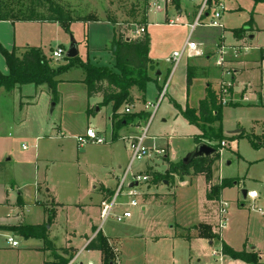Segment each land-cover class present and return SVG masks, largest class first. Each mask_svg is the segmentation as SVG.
Returning <instances> with one entry per match:
<instances>
[{"label": "rangeland", "instance_id": "rangeland-1", "mask_svg": "<svg viewBox=\"0 0 264 264\" xmlns=\"http://www.w3.org/2000/svg\"><path fill=\"white\" fill-rule=\"evenodd\" d=\"M168 1L165 6L164 0H44L41 2L43 4L34 8L30 0H3L4 5L18 17L33 9L36 15H47L48 4L56 3L75 21H98L69 23L67 26L50 23L45 27L40 26L43 24H27L38 22H26L18 28L17 46L22 48L20 50L25 46L41 49L50 65L58 68L69 63L67 52L71 44L76 43L79 60L95 67L108 68L116 74L120 73L115 69L117 60L112 52L114 39L118 34L132 41L142 39L145 34L142 25L144 14L146 11L148 16L151 13L149 34L153 52L151 58L149 56L151 64L148 75L152 80L147 83L144 93L133 88L131 96L136 105H125L119 113H126L127 109L132 114H135L134 110L146 113V106L156 105L165 84L167 87L155 115L154 108L148 107V118H137L118 129L116 137L122 138L117 137L119 139L115 138V141H111L114 138L109 121L112 107H101L99 102L102 97L95 96L90 102L95 107L91 112L87 111L86 73L78 64L70 66L58 78L56 97L46 85L37 88L33 85L22 86L10 93L0 91V192L14 190L10 191L9 196L13 200L17 199V188L32 195L36 184H46L57 203L62 204L58 208L56 224L50 231L53 249L48 248L45 240L17 237L20 248L13 250L8 248L5 236L0 241L4 246V249H0V264H45L53 259V253L65 247L66 240H71L72 247L79 253L76 264H104L101 252L84 250L86 236L92 234L93 226L102 230L105 236L120 241V255L113 245L114 254L119 255L116 264L214 263L216 259L212 257V252H220V245L224 241L215 240L213 246L208 243L195 246L181 236L185 233L184 227L201 223L210 225L212 231L217 233L223 231L219 228L222 201L229 205L227 229L223 231L225 243L237 251H242L244 245L255 247L264 256V138L251 135L257 144V148H254L246 134L252 120L264 119V113L249 111L245 106L229 107L236 102L233 100L236 87L232 92V102L220 104L223 108L221 121L210 125L200 123L205 128L206 138L212 142H215L219 128L222 129L226 146L219 152V160L213 167L215 186L222 181L229 183L222 190L221 199L208 198V183L204 175L185 176L183 181L178 176L158 183L154 180L158 178L154 177L156 174H166L169 162L182 163L197 146L195 138L201 134V130L190 124L182 112L187 108L198 110L200 102L207 96L208 84L217 93L218 82L235 77L238 69L226 64L228 60L236 57L237 60L251 62L257 59L259 48L264 47V3L255 7L252 0H212L213 9L221 3L225 6L223 28H199L192 34L194 42L200 43L202 40L205 48L214 55L209 61L205 58L189 60L188 70L192 78L188 81V74L184 71L180 73L179 68L187 61L186 57L181 60L172 78L175 65L166 63L163 58L184 47L191 33L190 27L184 25L183 19L179 20L180 25L169 27L165 17L168 12V17L176 21L182 18L179 11L195 13V4L190 0H180L179 4L176 0ZM154 2L161 6L159 9L153 8L154 12H151ZM251 13L255 14V21L262 32L252 46L247 38L249 33L238 44L231 31L245 25ZM222 35L227 55L225 65L218 69L216 45L222 44ZM60 48L64 49V56L56 60L53 52ZM236 52L239 53L235 55ZM97 108L101 110L100 113L95 112ZM90 125L96 131L104 132L101 136L106 139V144L80 146L77 143L76 136L85 134ZM146 126H149L146 146L151 150H164L166 154L158 156L152 152L151 158L134 164V174L150 178L134 189V196L130 197L129 177L117 198L118 206L104 218L99 207L101 196L95 187H100L101 183L109 185L114 189L115 196L129 165L130 139L142 134L143 128L138 130L137 127ZM122 129H125V134L121 132ZM244 129L241 134L235 133ZM58 131L63 132L61 137L57 136ZM143 164L149 170L141 173ZM243 190L256 191L259 199L254 203L244 199ZM132 199L137 201L138 207H130ZM44 204L51 209L55 207L53 201ZM3 211L6 215L10 213L9 208ZM126 211L132 214V218L118 221L117 218ZM27 216L28 224H38L43 219V211L40 207L29 208ZM202 226L196 227L198 234L203 230ZM16 228L9 227L11 231Z\"/></svg>", "mask_w": 264, "mask_h": 264}, {"label": "trees", "instance_id": "trees-1", "mask_svg": "<svg viewBox=\"0 0 264 264\" xmlns=\"http://www.w3.org/2000/svg\"><path fill=\"white\" fill-rule=\"evenodd\" d=\"M44 1V0H43ZM41 0H30L31 5L35 8L37 5H41ZM179 4L180 1L176 0ZM255 5L264 3V0H252ZM48 4V3H47ZM46 8L47 15H36L34 9L26 15L21 17L15 16V14L4 5L3 0L0 4V21H12V22H38V23H59L67 26L69 23L79 22H98L96 20L80 19L78 21L73 20L70 15L64 10V8L56 3L53 5L48 4ZM212 0H209V6L211 7ZM42 8L41 6H38ZM210 12V11H208ZM144 37L140 40L132 41L124 38L118 34L113 41L112 52L116 57L117 64L115 69L120 74L112 72L108 68L95 67L89 63L82 62L78 57L74 59H68L69 63L58 68H54L50 65L49 61L41 49L28 48L22 57H19L15 51L9 52L0 44V53L4 57L9 69L8 75H4L0 72V91L5 90L7 92H14L19 87L33 85L36 88L42 85H46L48 90L54 97L58 96V78L65 74L70 66L73 64L80 65L86 73L85 85L87 88L88 99L95 96H101V107H112V128L116 132L118 129L126 127L137 118L146 120L148 118L147 113H119L123 106H132L135 104L133 97L131 96V90L137 88L139 92L144 93L146 91L147 83L152 79L148 75L151 60L149 58L151 38L147 32L148 15L147 11L143 17ZM255 27L254 14L251 15L250 20L240 27L239 29L232 30L234 38L239 41L245 38L247 33L253 32ZM261 60H264V48H260ZM188 74V81L191 80V75ZM223 108L219 104L216 93L211 89V86H207V96L200 102L198 110L185 109L182 112L186 120L195 126H198L201 130V134L195 138V144H207L216 150V153L209 158H202L194 160L191 164H174L169 162V167L165 175L156 174L154 177H158L154 180L160 182L166 180L172 176H178L181 181L185 176H197L204 175L207 183L210 185L213 181V167L219 160V152L223 149L221 143L224 142L222 135V129L219 128L218 133L215 135V142L206 138L207 134L205 128L200 125L204 122L208 125L220 122L222 118ZM121 118L120 120H116ZM200 118H203L201 121ZM116 138V136H115ZM254 148H257L255 138L252 136L247 137ZM116 140V139H115ZM0 165V171L1 169ZM148 170H146L147 172ZM229 183L222 181L217 186H211L208 194L209 199H214L220 196V193L225 189ZM48 215L47 225L44 226H29L23 225L14 229L19 232L21 236L26 239H41L48 243V248L51 250L53 246L48 238V227L51 226L56 218V212L48 208L45 209ZM203 230L199 231V238L209 241L218 240L221 238L214 234L212 228L207 225H203ZM197 229V228H196ZM11 231V229H6ZM198 230V229H197ZM221 252L223 255L230 257L233 260H239L247 264H260V257L253 252H248L246 249L243 251H235L225 242L221 244ZM88 251H99L102 253L104 264H116L117 256L114 254L113 247L110 245L109 239L106 238L102 232H98L96 237L90 241L87 248ZM64 264H67L65 262Z\"/></svg>", "mask_w": 264, "mask_h": 264}, {"label": "crops", "instance_id": "crops-1", "mask_svg": "<svg viewBox=\"0 0 264 264\" xmlns=\"http://www.w3.org/2000/svg\"><path fill=\"white\" fill-rule=\"evenodd\" d=\"M0 4H1V0H0ZM255 7H256V5H255ZM193 8L195 9V13L193 11L192 13L186 14L185 12L179 11V14H182V18L181 19L177 18V19H179V20L183 19L185 21L184 25L187 28L194 23L193 19H194V21L196 20L195 17L197 16L198 5H195ZM240 10H243V8H240ZM151 12H154V10H151ZM224 13H225V11L223 12V14ZM150 14L148 16V26H147L148 34H149V27L151 25L150 22H149ZM251 14H253V13H251ZM168 16H169V13L167 12L166 13V17H165L166 20H167V26H169L168 23L170 21H173ZM223 17H224V15H223ZM190 20L192 22H190ZM254 22H255L254 31L250 32L248 37H247L249 39L250 46H252V43L254 42V40H256V38L258 37L259 33L262 32L261 29L259 28L258 24H257V21H255V14H254ZM25 23L26 22L0 21V44L9 52L15 51L19 57H22L23 54L26 52L25 48H27V49L30 48V46H25L23 48V50L25 52H22L23 50H20L22 48H19L20 46H17V42H19V40H18V28H19V26L21 24H25ZM27 24H43V25H40V26L45 27L47 24H50V23H27ZM169 27H171V26H169ZM199 28H204V29H222L223 26L221 28H208V27H199ZM199 28H197V29H199ZM234 30H236V29H234ZM223 37H224V35H222V44L216 45V50L217 51H219L220 48L224 47L223 46V44H224L223 43ZM127 39L129 40V38H127ZM200 41H201L200 43L199 42H197V43L201 45V48L206 53V57L193 58V59H204L205 58V60L207 59V61H209L213 57L214 54L211 51H209V50H207L205 48V42H203L202 40H200ZM236 42L239 44V42L241 43V40H239V41L236 40ZM151 46H152V39H151ZM151 46H150V52H149L150 58H151L152 52H153V47L151 48ZM233 46H236V45H233ZM260 48H264V47H260ZM60 49H62L64 51L63 48H60ZM216 50H215V52H216ZM175 52H177V51H175ZM207 52H209L211 55H209ZM171 56H172V54H170V53H168V54H166L164 56L163 59H165L166 63L170 64L168 62V60L171 58ZM186 59H187V61L185 62L183 67H179L180 63L174 67L173 73L171 75V78L175 74V72H176L178 67L180 68V73L182 71H184L185 74H187L188 65H189L188 62H189V60H193V59H188V58H186ZM228 62L226 64L232 65L233 67H236L238 69V71L235 74V77H231V78H233L234 84H236V88H235V93L236 94L234 95V99H233L236 102H235L234 105L229 106V107H240L241 108L242 106L243 107L245 106V107H247V109L249 111H255L256 113H260V114L264 113V60H261V52H259V55H258L257 59L254 60V61H251V62L250 61L237 60L236 57L235 58H231L230 60H228ZM217 68L219 69L220 67H217ZM0 72L2 74H4V75H8V73H9L8 66L6 64V61H5L4 57L1 55V53H0ZM157 75H158V77H161L160 73H157ZM218 84H220V83L218 82ZM91 100L86 101V106H87V111L88 112H91V109L93 107H95V105H93V106L90 105ZM101 102H99V104ZM140 111H135L134 110V112L136 114L139 113ZM148 111L149 110L148 109L146 110V108H145V112L148 115H150V112H148ZM95 112L96 113H100L101 110H99L97 108V110ZM109 121H110V124H111L112 138H114V139H111V141H113V140L115 141L116 134H115V132L113 131V128H112L111 116L109 118ZM252 121H253V123L249 127V131L246 130V134L250 135V136L251 135H255L257 137L260 136L263 139L264 138V119H262V118L258 119V120L255 119V120H252ZM91 125L88 128L94 129L93 127H91ZM142 128H144V127H139V128L137 127L138 130H140ZM124 130L125 129H122L121 132H124V134H125ZM243 131H245V129L241 130V131H238V132H235V133L241 134ZM97 132L101 133V135L104 133L103 131H97ZM61 135H63V132L62 131H58L57 136L61 137ZM83 135H85V134H83ZM83 135L76 136V139L78 137H80V136H83ZM117 137H120V136H117ZM120 138H122V137H120ZM117 139H119V138H117ZM142 169L149 170V167L147 165L143 164ZM211 186H215L213 181L211 182L210 185L208 184V194H209V191H210L209 188ZM10 191H14V190H5L4 192H0V241L5 236H7V237L14 236V238H15V240L17 242H18L17 237H23V236L20 235L19 232H16V231H13V230L12 231L6 230V229H9V227H11V226L12 227H14V226L15 227H19V226H23V225L41 226L45 222H47L48 221V215H47V212H46L45 209L48 208V209L51 210V208L47 207L44 204V202H50L51 203L53 201L55 203V207L52 210H54L56 212V218H55L53 224L48 227V232H49L48 233V238H49L50 235H51L50 234L51 228L56 224V219H57V215H58V208L61 207L62 204L57 203L55 197H53L54 196L53 193L50 191L48 186L46 184H36L34 189H33L32 195L30 193L27 194L24 191H21V190H19V188H17V192H18L17 199L14 198L13 200H11L9 198ZM95 191L98 192L100 194V196H101V202L99 204L100 208H102V206H101L102 203L104 201H106V200H110L113 197L114 193H115L113 188H111L109 185H106L104 183H101L100 187H95ZM27 196L29 198H27ZM221 197H222V192L220 193V196L218 197V199H221ZM27 199H29L30 202H28ZM258 199H259V195H258V198L256 200H254V201L250 200V202L254 203ZM35 207H40L42 209V211H43V219L38 224H30V223L28 224V222H27V218H28L27 213H29V208L33 209ZM4 208H6V211H8V208H9V212L10 213L7 214V215L5 213H3L4 212L3 211ZM18 214H20V215H18ZM17 216H19V217L16 218ZM101 216H102V213H101ZM199 225L210 226L208 224L201 223V224H198V225L189 226L188 228L184 227L183 230L185 231V233L181 237L184 238L187 242H190L192 245H195V246H200L202 244H206L207 245V243H208V245L213 246L214 245V241H209V240H206V239L199 238L198 230L196 229V227L199 226ZM226 229H224V230H226ZM223 231H221L220 233H217V231H213V233L216 234V235L219 234V236H221L220 237L221 241L225 242L224 236H223ZM98 232H102V230L99 231V228H97L96 226H93L92 227V234L90 236H86L85 249H84L85 251H88L86 249L88 244L90 243L91 240H93L96 237ZM102 234H103V232H102ZM105 237L109 239L110 245L112 247H113V245L116 246L117 251H118V253L120 255V249H119L120 241L118 239L111 238V237H108V236H105ZM24 239L28 240L26 238H24ZM49 241H50V239H49ZM71 243H72L71 240H66L65 247L61 248L55 254L53 253V259L51 261H49V262H46L45 264H62V261L67 262V264H76V262H77L76 259H78L77 257H78L79 253H78V251L76 253V251L72 247ZM221 246L222 245H220V252H218V251H213L212 252V257H214L216 260H215L214 263H209V264H247L245 262H242V261H239V260H233L230 257L223 255L222 252H221V248H222ZM8 248L12 249L9 245H8ZM19 248H20V244H19V246L17 248H15L13 250H17ZM0 249H4V246L1 245V244H0ZM244 249L251 250V251L254 250L253 253H256L260 257V264H264V256L260 252H257V248H255V247L249 248V247H247V245H244L243 250ZM235 251H237V250H235ZM238 252H240V251H238ZM214 253H217V255L214 256ZM73 254H74V256H72ZM119 255H117V257H119ZM60 257H62V259H59ZM89 264H92V263L90 262Z\"/></svg>", "mask_w": 264, "mask_h": 264}, {"label": "built area", "instance_id": "built-area-1", "mask_svg": "<svg viewBox=\"0 0 264 264\" xmlns=\"http://www.w3.org/2000/svg\"><path fill=\"white\" fill-rule=\"evenodd\" d=\"M192 3L195 5H198V12L196 16V20L192 25H190V36L188 37L187 42L185 43L184 47L177 52H174L171 56V58L168 60L170 64L173 65H178L180 61L186 57L188 59H193V58H203L205 57V52L201 48V45L198 44L197 42H194L192 40V34L196 31L197 28L199 27H208V28H221L222 27V19H223V12L225 11V6L223 3L221 5L219 4V7H216L213 9L212 7L209 6V0H190ZM165 6L167 2L169 3L170 1L164 0ZM160 3L154 2L152 4V9H159L160 8ZM163 6V5H162ZM154 8V9H153ZM210 11V12H208ZM206 20V22L202 23L203 20ZM169 26L175 27L180 25L179 19L176 21H170L168 23ZM244 49H249L248 47H244ZM239 52H236L238 54ZM227 55V52L224 47L220 48L218 51V67H223L226 63V58L225 56ZM64 56V51L62 49H57L56 51L53 52V58L56 60L62 59ZM166 84L165 88L163 89V94L160 95V98L158 99L156 105H149L146 106V110L148 107L154 108V113L153 116L155 115L160 103L162 102L163 97L165 96V91H166ZM236 87V84H234L233 78H230V80L226 81L224 80L219 84V91L216 93V96L218 98L219 104L221 105H228L229 103L232 102V92L233 89ZM127 114H132L130 109H127L125 111ZM148 127L146 126L142 130V134H140L137 137H132L129 142V150H130V161L129 165L126 168L124 175L118 185V189L116 191V194L113 198L110 200H106L102 203V217L106 218L108 217L111 213L114 207L117 204V198L120 197L123 187L125 183L127 182L128 178L131 177V181L128 185V188L130 189L128 196L133 197L134 193L133 190L139 187L140 184L146 182L147 179H149V176H142L141 174H134L133 173V166L136 162L142 163L146 159L151 158L152 152L158 156L165 155L164 150H159V149H149L146 146V141L149 139L148 136ZM77 143L80 146H84L87 144H97V145H104L106 144V139L101 136V133L97 132L95 129L88 128L85 135L78 137ZM222 147H225L226 144L225 142L221 143ZM142 166L140 167V172H146V170L142 169ZM258 198V193L256 191H249L247 200H256ZM130 207H138V203L136 200L132 199L131 202L129 203ZM229 207L228 203L225 201H222L221 203V208H220V222H219V228L221 230H224L227 228V223H228V218H227V208ZM132 217V214L129 211H126L123 213L121 217H118V221H122L123 219H129ZM7 243L8 245L12 248L15 249L19 246V243L15 240L14 236H9L7 237ZM217 253H214V256H216Z\"/></svg>", "mask_w": 264, "mask_h": 264}, {"label": "water", "instance_id": "water-1", "mask_svg": "<svg viewBox=\"0 0 264 264\" xmlns=\"http://www.w3.org/2000/svg\"><path fill=\"white\" fill-rule=\"evenodd\" d=\"M180 1V0H178ZM79 56V50L76 43H72L66 57L68 59H74ZM216 153V150L207 144L197 145L195 150L189 153L183 160L184 164H191L194 160L209 158L212 157ZM248 190H243L242 195L244 199L248 196Z\"/></svg>", "mask_w": 264, "mask_h": 264}]
</instances>
